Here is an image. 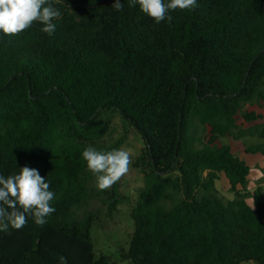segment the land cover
Returning a JSON list of instances; mask_svg holds the SVG:
<instances>
[{"label":"trees","instance_id":"obj_1","mask_svg":"<svg viewBox=\"0 0 264 264\" xmlns=\"http://www.w3.org/2000/svg\"><path fill=\"white\" fill-rule=\"evenodd\" d=\"M122 3L55 0L52 35L39 22L0 32V175L28 166L55 193L43 226L0 232V264H264L262 188L247 189L225 140L258 137L245 151L264 155V111L247 108L264 109V0H197L160 23ZM113 115L123 132L106 143ZM131 127L144 183L114 259L94 248L100 209L75 211L93 197L116 210L120 180L94 192L82 152L119 149ZM221 172L234 198L217 192Z\"/></svg>","mask_w":264,"mask_h":264},{"label":"clouds","instance_id":"obj_2","mask_svg":"<svg viewBox=\"0 0 264 264\" xmlns=\"http://www.w3.org/2000/svg\"><path fill=\"white\" fill-rule=\"evenodd\" d=\"M131 6L139 5L141 11L156 23L173 17L172 10L194 9L197 0H128ZM55 0H0V32L5 35H19L39 22L41 31L52 35L56 30L54 21L61 18V12L54 6ZM115 10L123 9L122 0H111ZM132 154L124 148L109 151L86 147L82 157L87 168L96 177L100 190H106L129 172ZM55 193L39 171L28 166L20 168L19 174L7 177L0 175V232L9 227L19 230L29 217L38 226L47 223V217L55 212L52 201ZM64 264V258H61Z\"/></svg>","mask_w":264,"mask_h":264},{"label":"rangeland","instance_id":"obj_3","mask_svg":"<svg viewBox=\"0 0 264 264\" xmlns=\"http://www.w3.org/2000/svg\"><path fill=\"white\" fill-rule=\"evenodd\" d=\"M248 109H257L264 111V109L257 104L248 105ZM242 122V118L240 120ZM250 123L246 122L245 125ZM123 122L119 115H113V126L111 133L106 137L105 142H111L119 137L123 132ZM130 134L126 141L120 148L127 149L131 152L132 164L129 172L120 179V189L123 194V200L120 202L116 210L107 214L106 208L101 200L93 197L90 202L82 207L76 209L75 213L81 215L86 209L99 208L101 212V219L95 224L93 228L94 248L96 252L104 251L112 255L114 259H118L119 252L122 247L127 248L129 244L130 235L134 229V222L131 216V209L142 187L143 173L133 165V160L139 154L143 145L140 134L135 128H130ZM231 144L233 152L240 158L244 159L250 166V173L247 180V189L254 191L258 187L262 188V196L264 197V155L258 152H246L245 146L247 143L258 142L261 139L258 137L244 136L239 139L232 137L225 139ZM94 192L98 189L96 182H93ZM215 188L219 195L225 199H231L236 196L235 191L231 188L230 182L224 173H220V177L216 180ZM171 204V201H167ZM119 264H128L127 261L123 263L117 260ZM244 264H255L253 261H246Z\"/></svg>","mask_w":264,"mask_h":264}]
</instances>
